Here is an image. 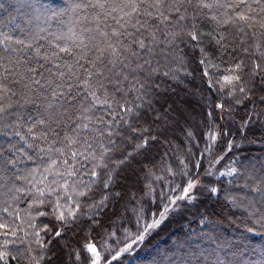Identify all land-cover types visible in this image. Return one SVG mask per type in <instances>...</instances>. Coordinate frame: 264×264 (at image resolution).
I'll list each match as a JSON object with an SVG mask.
<instances>
[{
	"label": "snow or ice",
	"instance_id": "6c2138e0",
	"mask_svg": "<svg viewBox=\"0 0 264 264\" xmlns=\"http://www.w3.org/2000/svg\"><path fill=\"white\" fill-rule=\"evenodd\" d=\"M205 200L264 235V0H0V264H146ZM233 247L193 232L147 264Z\"/></svg>",
	"mask_w": 264,
	"mask_h": 264
},
{
	"label": "trees",
	"instance_id": "16d2710c",
	"mask_svg": "<svg viewBox=\"0 0 264 264\" xmlns=\"http://www.w3.org/2000/svg\"><path fill=\"white\" fill-rule=\"evenodd\" d=\"M45 2L58 5L62 4L63 0H45ZM255 150V148L252 149V151ZM157 192H159V188H157ZM204 204L207 207H203L199 203L197 207L201 213L207 216L206 223L201 224L202 217L196 215V208H192L191 213L178 211L147 238L146 243L137 249L140 256L145 258L146 264L158 253L175 250V246L183 243L193 232H215L223 238L231 240L234 246L232 251L236 252L241 264H264V235L245 233L243 228H237L235 223L224 222L223 218L235 219L234 216L230 215V210L227 207L220 208L208 200H205ZM146 207L155 210L150 201ZM217 220H220L221 223L214 225ZM131 228L135 231L134 223Z\"/></svg>",
	"mask_w": 264,
	"mask_h": 264
},
{
	"label": "rangeland",
	"instance_id": "374dc122",
	"mask_svg": "<svg viewBox=\"0 0 264 264\" xmlns=\"http://www.w3.org/2000/svg\"><path fill=\"white\" fill-rule=\"evenodd\" d=\"M191 103H195V101H192ZM209 211L211 210V209H208ZM218 216H219V214L218 213H216ZM232 219L231 218H223V221L225 222L226 221V223H229V224H233V223H230L229 221H231Z\"/></svg>",
	"mask_w": 264,
	"mask_h": 264
}]
</instances>
